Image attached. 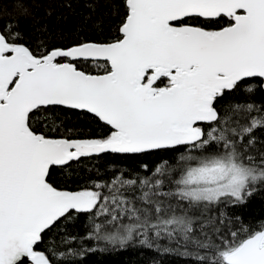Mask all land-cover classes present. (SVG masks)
<instances>
[{"label": "snow or ice", "instance_id": "1", "mask_svg": "<svg viewBox=\"0 0 264 264\" xmlns=\"http://www.w3.org/2000/svg\"><path fill=\"white\" fill-rule=\"evenodd\" d=\"M123 3L105 42L41 50L19 27H0V264H66L105 251L41 248L78 217L88 221L82 242L167 240L195 264H264V223L245 226L232 211L264 185V142L255 148L254 135L264 104L231 102L264 95V0ZM90 63L100 71H86ZM77 111L106 131L71 138L33 128L39 113ZM151 155L168 159L154 170L142 162L150 175L116 169L78 190L49 182L84 158Z\"/></svg>", "mask_w": 264, "mask_h": 264}, {"label": "trees", "instance_id": "2", "mask_svg": "<svg viewBox=\"0 0 264 264\" xmlns=\"http://www.w3.org/2000/svg\"><path fill=\"white\" fill-rule=\"evenodd\" d=\"M124 10L123 0H0V27L9 24L19 27L24 39L33 48L40 46L41 50L43 46H70L85 39L105 42L114 38ZM85 70L94 74L100 71L91 63ZM251 95L254 99L245 101L238 96L237 100L231 102H251L258 106L264 104V95L258 92ZM32 125L35 130L53 137L67 135L71 138H90L100 136L106 131L101 122L83 111L70 113L68 117L60 116L59 112L39 113L33 117ZM254 135L255 148H260L261 142H264V129H258ZM163 159L168 157H132L121 159L117 163H113L110 156L84 158L71 163L67 168L55 169L49 177V182L58 188L78 190L91 183L97 176H103L106 172L111 173L116 169L130 173L133 177L137 174L150 175L140 168V164L148 163L149 168L154 170ZM164 190H167V187ZM232 211L241 217L245 226L264 223V185L257 187L245 206ZM87 223L86 217L62 221L59 233L56 234L54 229L41 248L47 247L49 253L53 245L60 251L68 247L106 248L105 251L86 252L83 256H69L66 258V264H195L194 257L182 254L183 247H177L175 242L167 240L158 241L159 248H147L136 241L124 248H113L102 241L82 242L81 237L87 235ZM67 234L77 237L71 245L61 243ZM165 248L171 251H164Z\"/></svg>", "mask_w": 264, "mask_h": 264}, {"label": "water", "instance_id": "3", "mask_svg": "<svg viewBox=\"0 0 264 264\" xmlns=\"http://www.w3.org/2000/svg\"><path fill=\"white\" fill-rule=\"evenodd\" d=\"M91 115V114H90Z\"/></svg>", "mask_w": 264, "mask_h": 264}]
</instances>
